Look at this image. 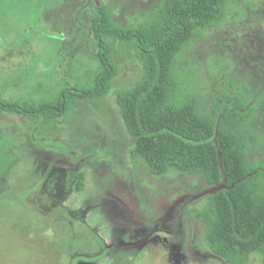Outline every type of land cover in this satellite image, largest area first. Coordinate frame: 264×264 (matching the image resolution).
<instances>
[{
    "label": "rangeland",
    "instance_id": "rangeland-1",
    "mask_svg": "<svg viewBox=\"0 0 264 264\" xmlns=\"http://www.w3.org/2000/svg\"><path fill=\"white\" fill-rule=\"evenodd\" d=\"M158 1L0 0V95L38 101L92 84L96 5L126 25ZM179 61L194 65L193 92L206 108L237 92L249 100L243 141L250 159L264 161V0H230L225 18L201 30ZM142 74L131 51L108 94L82 99L67 120L37 130L23 115L0 113V264H228L209 248L199 214L213 186L174 168L156 174L134 151L117 96ZM65 148L76 164L47 157ZM61 172L64 203L52 207L49 192ZM261 262L253 254L248 264Z\"/></svg>",
    "mask_w": 264,
    "mask_h": 264
},
{
    "label": "trees",
    "instance_id": "trees-1",
    "mask_svg": "<svg viewBox=\"0 0 264 264\" xmlns=\"http://www.w3.org/2000/svg\"><path fill=\"white\" fill-rule=\"evenodd\" d=\"M229 3L159 0L136 24L126 25L116 21L105 4L96 5L89 17L99 60L92 84L65 86L50 99L38 101H13L0 95V113L23 115L35 130L56 124L62 116L67 120L82 99L94 101L108 94L119 62L135 51L143 66L142 77L117 96L125 125L135 140L134 151L156 174L174 168L200 176L211 186L225 181L208 195L199 213L208 225L207 244L228 264H248L253 254L261 255L264 264V161L250 159L243 141L250 102L237 92L206 108L193 92L194 65L182 68L179 61L201 30L225 18ZM3 131L0 121V140ZM47 137L52 139H43ZM46 154L63 158L66 165L78 162L72 148H65L62 154ZM62 175L65 173H59L50 191L52 207L63 200ZM83 177L81 172L74 176L77 190L82 188Z\"/></svg>",
    "mask_w": 264,
    "mask_h": 264
},
{
    "label": "water",
    "instance_id": "water-1",
    "mask_svg": "<svg viewBox=\"0 0 264 264\" xmlns=\"http://www.w3.org/2000/svg\"><path fill=\"white\" fill-rule=\"evenodd\" d=\"M224 183H225V181H223V182H222L221 184H219V185H215V186H213V188H212L213 192L216 191V190H218V189H220V188L224 185Z\"/></svg>",
    "mask_w": 264,
    "mask_h": 264
},
{
    "label": "flooded vegetation",
    "instance_id": "flooded-vegetation-1",
    "mask_svg": "<svg viewBox=\"0 0 264 264\" xmlns=\"http://www.w3.org/2000/svg\"><path fill=\"white\" fill-rule=\"evenodd\" d=\"M49 198H50V199H53V197H52V193L50 194V192H49ZM50 203H52V202H50ZM50 203L48 204L49 206H50ZM61 203L63 204L64 201L62 200ZM83 261H85V259H83Z\"/></svg>",
    "mask_w": 264,
    "mask_h": 264
}]
</instances>
